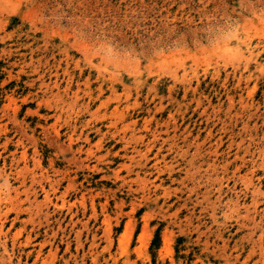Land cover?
<instances>
[{
	"label": "rangeland",
	"instance_id": "374dc122",
	"mask_svg": "<svg viewBox=\"0 0 264 264\" xmlns=\"http://www.w3.org/2000/svg\"><path fill=\"white\" fill-rule=\"evenodd\" d=\"M0 264H264V0H0Z\"/></svg>",
	"mask_w": 264,
	"mask_h": 264
},
{
	"label": "trees",
	"instance_id": "16d2710c",
	"mask_svg": "<svg viewBox=\"0 0 264 264\" xmlns=\"http://www.w3.org/2000/svg\"><path fill=\"white\" fill-rule=\"evenodd\" d=\"M159 246H160V235H159V232H158V234L156 235V238L153 240L152 249L153 248H157Z\"/></svg>",
	"mask_w": 264,
	"mask_h": 264
},
{
	"label": "bare ground",
	"instance_id": "6f19581e",
	"mask_svg": "<svg viewBox=\"0 0 264 264\" xmlns=\"http://www.w3.org/2000/svg\"><path fill=\"white\" fill-rule=\"evenodd\" d=\"M127 231H129V230L127 229Z\"/></svg>",
	"mask_w": 264,
	"mask_h": 264
}]
</instances>
